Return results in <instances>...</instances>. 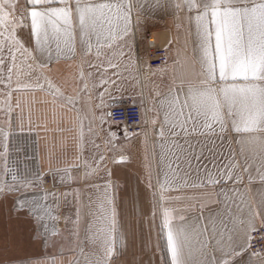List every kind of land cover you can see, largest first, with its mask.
<instances>
[{
    "label": "snow or ice",
    "instance_id": "1",
    "mask_svg": "<svg viewBox=\"0 0 264 264\" xmlns=\"http://www.w3.org/2000/svg\"><path fill=\"white\" fill-rule=\"evenodd\" d=\"M168 6L177 14L186 13L194 23L199 56L174 60L182 71L172 77V85L157 101L158 109H154L156 117L151 122L160 125L156 132L160 168L154 172L151 163L146 166L152 215L155 217L157 210L162 212L161 231L170 264H251V258L247 262L239 258L252 248L254 240L264 241V0H170V4L168 0H154L148 4L153 10ZM144 8L145 0H25L23 8L19 0H0V85H3L0 112L4 117L0 124V199L12 197L14 210L26 211L45 232L49 231L48 225L41 222L55 221L56 217L42 201L52 194L27 195L29 189L41 187L36 181H41L43 174L36 172L29 176L25 169L18 175L16 161L9 154L10 137L16 135L12 114L21 108L19 99L13 105V93L43 90L41 84L21 80L26 74L23 69L33 68L28 61L35 60L37 54L51 60L55 53L59 60L72 58L79 50L84 56L94 53L96 60L101 61L89 65L101 76L99 85L93 82L92 89L115 84L108 69H114L112 76L119 79L118 60L130 57L139 43L136 33ZM25 27L30 28L28 41L17 34ZM167 69L165 62V68L157 71ZM92 75L91 70L85 72L81 67L82 87L78 95L90 91L85 80ZM48 87L53 89L54 105L59 100L63 102L60 107L77 112L82 144L83 121L87 117L75 107L77 98L66 97L51 79ZM104 94L99 93L101 103ZM111 117L108 112L100 119ZM18 119L19 131L23 132V115ZM109 130L111 137H115L111 126ZM124 135L127 139V125ZM228 140L238 144L239 150L229 145L225 157L221 149ZM108 143L111 144V138ZM103 159L101 156L100 160ZM127 160L121 155L116 163ZM253 170L261 184L259 201L255 204L247 197L250 188L244 185L245 174L249 184L254 182ZM63 171L70 175L69 169ZM92 174L86 171L85 178ZM8 175L11 182L3 178ZM60 179L63 181L64 177ZM173 192L177 195H169ZM189 192L195 194H186ZM138 199L137 192L133 201ZM193 201L201 210L210 203L220 204L222 211L210 214L205 223L194 225L180 214L186 209L167 206ZM175 220L181 223L176 224ZM99 231L103 233L105 249L103 264H112L119 251L117 244L125 239L114 206ZM51 235L59 233L52 229ZM95 237L93 234L90 239ZM7 264H40V261L20 256Z\"/></svg>",
    "mask_w": 264,
    "mask_h": 264
},
{
    "label": "crops",
    "instance_id": "2",
    "mask_svg": "<svg viewBox=\"0 0 264 264\" xmlns=\"http://www.w3.org/2000/svg\"><path fill=\"white\" fill-rule=\"evenodd\" d=\"M153 2L154 0H145V8L139 15L138 29L140 33L141 30L150 31L157 44L168 46L172 59L169 62L167 73L153 74L152 72L144 77L143 97L137 95L140 90L139 85L135 80L134 70L128 67L127 56L118 60L119 79L112 76L114 69H108V76L116 80L115 84H105L92 89L93 82L99 85L101 76L94 69H90L89 65L100 64L101 61L96 60L94 53L84 56L79 50L74 57H61L59 60L55 58V53L51 60L46 55L37 54L35 71L38 78L33 85L41 84L43 90L37 88L34 92H14L17 98L13 100V105L19 99L23 109V113H21V108H17L12 114L13 130L16 135L10 137L13 155L17 157L15 167L18 169V175L25 169L28 170L29 176L39 172L53 184L65 186V190L70 188L64 195L65 198L70 199L73 193L72 184L78 181V185L84 186L91 177L98 175V169L101 167L98 165L101 162L100 157L107 159V162L103 161L104 165H108L105 174L112 184L113 206L116 208L119 227L125 238L124 242L117 244L119 251L112 259V264H170V256L166 251V239L161 231L162 212L157 210L153 217L151 190L146 188L148 180L146 166L151 163L154 172L159 171L160 168L158 164L160 149L156 136L160 125L159 123L153 125L151 121L156 117L154 109L159 107L157 101L167 93L172 85V77L178 76L182 71L179 65H174V60L198 57L199 51L194 23L189 21L186 13L177 14L170 6L153 10L148 7V4ZM168 2L170 4V0ZM20 3L22 8L25 7V0H20ZM137 7H139L138 3ZM26 29L28 41L30 28L26 27ZM125 66H127L126 70ZM81 67L85 72L91 70L93 75L85 80L90 91L78 95L77 91L82 87L79 78ZM49 79L59 86L66 97L75 96L77 98L75 107L87 117L83 121L84 140L82 144L79 141L80 124L77 120V112L60 107L62 101L58 100L55 105L52 103L53 89L48 87ZM100 92L105 93L103 103L99 99ZM130 98L144 100L146 119L145 130L134 140L129 134L128 138H125L123 124L115 123L108 118L104 121L100 119L108 113L109 105L120 104ZM21 114L24 120L23 132H20L18 127V118ZM29 119H31V131H29ZM110 126L111 132L116 134L115 137L110 135ZM110 138L111 144L108 143ZM180 143H183V139ZM229 145L233 150L237 152L239 150L238 144L232 143L231 140L225 141V147L221 149L225 152V157H227ZM129 147L133 149L129 150ZM121 150H129L131 154H137L138 156L133 159L136 161L123 164L110 163L108 157L114 153H118L117 156H119ZM65 168L69 169L70 175L63 171ZM57 169L61 171L57 172ZM86 171H91L93 174L85 178ZM47 175L49 176L46 177ZM62 176L63 181L60 179ZM252 176L254 182L249 184L247 174H245L244 185L250 188L247 197L251 198L255 204L259 201L258 192L261 190V184L254 170ZM137 192L139 199L134 202L133 196ZM186 194L194 195L195 193ZM169 195L175 196L177 193L173 192ZM167 206L186 209L180 214L185 215L186 221L194 225L203 224L210 214L222 211V206L215 203H210L208 207L201 210L195 201ZM78 211L79 208L76 213L77 219L79 216L81 218L82 214ZM233 211L236 210L233 209ZM174 223L180 224L181 222L175 220ZM60 228L58 231L56 226L52 227L59 233V245L52 246L51 240L42 235V229L36 226L34 220L25 211L14 210L12 199L9 197L0 199V264H7L9 260L20 256L38 260L40 264H73L78 246L76 239L78 225ZM52 229L49 228L48 232L51 233ZM251 254L252 252L248 251L239 259L247 262L251 258V264H264V252L260 256Z\"/></svg>",
    "mask_w": 264,
    "mask_h": 264
},
{
    "label": "rangeland",
    "instance_id": "3",
    "mask_svg": "<svg viewBox=\"0 0 264 264\" xmlns=\"http://www.w3.org/2000/svg\"><path fill=\"white\" fill-rule=\"evenodd\" d=\"M19 6L21 7L20 0ZM17 34L19 38L27 41L26 27L22 30H18ZM28 63L32 64L33 68L29 70L27 67H25L23 71L26 74L21 77V80L33 85V83L38 78V75L35 71L37 63L35 60H29ZM29 71L30 75L27 74L29 73ZM15 79L16 77L14 75L13 80L15 81ZM0 88H3V85H0ZM15 95L16 94L13 93V100L17 98L15 97ZM2 99L3 97L0 96V100ZM3 119V113L0 112V124H2ZM138 136L139 134H136L130 138L134 140ZM131 149L133 148L129 147V150ZM129 150H121L119 153L120 155L128 158L127 162L136 161L133 159H135L138 155L134 153L131 154V151ZM9 154L11 160H15V158H17L15 155H13L12 152L11 138L9 140ZM117 155L118 153L111 154L108 157V161L110 163H116L117 158L120 157V155ZM106 160L107 159H103L98 164L101 165V167H99L98 169V175H95L96 177L94 178L91 177L84 186L78 185V181L72 184L71 190L73 192L72 195L74 194V196L70 195V199L67 197L65 198L64 196L66 195L67 190H70V188L65 190V186L53 184L51 181L46 180L44 177L41 181H36V183L41 184L40 188H31L27 191V195L29 196H42L45 192L52 194L49 196V199L47 201L42 202L51 207L52 213L56 217V219L55 221L45 220L42 221L41 224H47V222H50L52 225H47L49 227L56 226L58 231L59 229H61L60 227L66 228V226L71 227L74 225H78V233L76 235L77 238L75 237L77 239L78 246L75 251L76 258L73 264H103L105 249L103 246V233H101L99 230L104 226L105 217L110 215L111 209L113 207L112 184L109 182L110 180L108 181L107 175L105 174V171H107L108 169V165L103 164V161L107 162ZM135 163L137 164L138 162ZM0 175H2V168H0ZM48 176L49 175H47L46 177ZM3 178L6 181L11 182L10 175L4 176ZM9 198L12 199V197ZM109 200L112 201L111 204L109 203ZM78 208V213L80 212V209H82L80 212L82 213L81 218L79 216V219L76 218ZM93 234H96L95 239H90ZM51 242L52 246H58L59 235L55 237L52 236Z\"/></svg>",
    "mask_w": 264,
    "mask_h": 264
},
{
    "label": "built area",
    "instance_id": "4",
    "mask_svg": "<svg viewBox=\"0 0 264 264\" xmlns=\"http://www.w3.org/2000/svg\"><path fill=\"white\" fill-rule=\"evenodd\" d=\"M137 30V40L139 43L132 49V54L128 58V67L135 72V80L139 85V91L137 95L144 96L145 84L144 77L154 72L167 73L169 69V62L172 59L171 50L166 45H159L155 42V38L148 30ZM165 62L168 69L166 71H157L158 69L165 68ZM108 112L112 113L111 121L115 123H121L127 125L128 134L133 135L140 134L145 130L146 119L144 112V100L126 99L123 103L111 104L108 106ZM54 227V226H53ZM258 233H253V236H257ZM250 252L259 251L264 252V241L254 240Z\"/></svg>",
    "mask_w": 264,
    "mask_h": 264
},
{
    "label": "flooded vegetation",
    "instance_id": "5",
    "mask_svg": "<svg viewBox=\"0 0 264 264\" xmlns=\"http://www.w3.org/2000/svg\"><path fill=\"white\" fill-rule=\"evenodd\" d=\"M26 212V211H25ZM27 213V212H26ZM35 222V221H34ZM47 224H50V225H52L50 222H47ZM36 226H38V225H36ZM49 227V226H48ZM52 227L53 226H51V227H49L50 229H52ZM39 228H41L42 230V235L44 236V237H46V238H48V239H52V235H51V233L50 232H45V231H43V228L42 227H39Z\"/></svg>",
    "mask_w": 264,
    "mask_h": 264
},
{
    "label": "water",
    "instance_id": "6",
    "mask_svg": "<svg viewBox=\"0 0 264 264\" xmlns=\"http://www.w3.org/2000/svg\"><path fill=\"white\" fill-rule=\"evenodd\" d=\"M119 159V157L117 158V160Z\"/></svg>",
    "mask_w": 264,
    "mask_h": 264
},
{
    "label": "bare ground",
    "instance_id": "7",
    "mask_svg": "<svg viewBox=\"0 0 264 264\" xmlns=\"http://www.w3.org/2000/svg\"><path fill=\"white\" fill-rule=\"evenodd\" d=\"M155 42H156V40H155Z\"/></svg>",
    "mask_w": 264,
    "mask_h": 264
}]
</instances>
